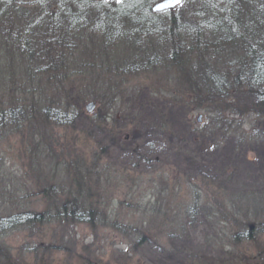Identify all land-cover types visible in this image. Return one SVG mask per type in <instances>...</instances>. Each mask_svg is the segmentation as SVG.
<instances>
[{
	"label": "trees",
	"instance_id": "obj_1",
	"mask_svg": "<svg viewBox=\"0 0 264 264\" xmlns=\"http://www.w3.org/2000/svg\"><path fill=\"white\" fill-rule=\"evenodd\" d=\"M155 1L0 0V81L14 88L17 78L26 88L10 90L5 105L0 101V138L22 135L28 163L23 178L42 205L36 210L35 202L29 206L16 198L11 210L21 212L0 218V225L28 228L38 239L27 264H48L46 255L56 245L75 251L69 233L76 226H87L95 236L108 229L123 235L129 249L140 250L184 235L198 215L220 224L226 242L242 256L264 254V189L232 192L202 176L203 186L187 183L190 202L143 203L134 199L139 189L129 179L136 168L124 166L121 199L109 183L119 178L107 148L91 141L90 133L64 142L55 131L73 129L84 101L106 98L107 113L95 115L96 126L103 127L118 75L158 72L164 65L179 78L182 96L174 97L172 108L156 110L161 120L169 118L166 109L184 105L182 118L192 134L216 139L221 132L239 144L257 139L264 124V0H183L175 9L152 13ZM194 110L205 114L198 131ZM160 181L168 184L164 177ZM49 225L55 228L45 242L42 231ZM80 259L79 264H111ZM0 264L26 263L0 243Z\"/></svg>",
	"mask_w": 264,
	"mask_h": 264
},
{
	"label": "rangeland",
	"instance_id": "obj_2",
	"mask_svg": "<svg viewBox=\"0 0 264 264\" xmlns=\"http://www.w3.org/2000/svg\"><path fill=\"white\" fill-rule=\"evenodd\" d=\"M147 70L134 74L123 72L118 75L119 80L113 84L115 99L111 105L114 106L111 112L108 111L111 116L104 122L103 127L96 126L95 115L103 116L107 113L105 105L108 99L102 98L103 103L87 100L82 103L83 112L72 130L55 128L61 137L60 140L68 142L75 135L86 137L85 134L90 133L91 141L101 142V145L107 148L108 162L118 169L116 171L120 181L115 178L109 183L114 184L115 193L121 199L126 184L123 181L124 166L136 168L134 172L129 171L131 177L128 178L134 179L133 185H137L136 190L139 189L134 199L143 203L149 198L150 203L158 205L167 202L169 205L180 204L182 201L190 202L191 194L187 183L191 181L197 186H203V180L198 179L202 176L216 179L220 185L232 192L250 188L264 189V124L258 129L257 139L251 143L239 144L229 135L222 137L221 132H216L218 134L216 139L192 134L187 122L182 118L183 112L186 114L188 108L184 105L178 107L172 105L174 109H171L169 106L175 96L177 98L182 96L176 73L164 65L157 68L158 72L151 68ZM97 78L103 81L104 76L100 73ZM16 80L18 82L14 88L25 90L26 88L22 86L23 81L15 78ZM14 88L9 86V82L0 81L1 105H5L9 99V91L14 92ZM90 101L94 102L95 106L91 112H87L85 106ZM96 105H102L101 109L98 110ZM161 106L171 107L166 109L171 110L166 115L169 116L168 119L161 120L156 113ZM192 107L194 106L191 105ZM204 117V112L193 111V123L199 125L197 131L204 127L202 125L206 122ZM25 130L27 131V127ZM22 141L20 133L0 138L2 222L6 221L4 218L10 214L21 212L11 210L15 203L11 204L16 198H20V203L28 200L29 206L35 202L36 210L42 207L38 201L39 197L32 194L33 190L30 189L32 187L23 178L26 172L24 168H28V163L22 153L24 148ZM77 145L82 144L77 142ZM163 177L168 181L167 185L160 181ZM165 186L168 187L163 190ZM26 189L30 190L31 196L27 194ZM121 213L123 215V209ZM195 219L194 224L188 227L184 235L163 237L140 250L129 249L123 235L108 229L98 231L95 236L87 226H76L69 233L72 244L76 245L75 251L69 252L56 245L51 253H45L46 260L48 264H79L80 256H84L90 262L100 260L101 263L111 264L127 262V264H264V254L257 256L253 252L242 256L238 253V248L229 245L224 235L220 233L221 225L215 220L200 215ZM54 228L53 225H49L43 229V241H49L48 235ZM31 235V231L25 227L0 225V243L4 244L12 258L26 264L32 263L30 248L38 241ZM81 245L89 246V250L79 249Z\"/></svg>",
	"mask_w": 264,
	"mask_h": 264
},
{
	"label": "water",
	"instance_id": "obj_3",
	"mask_svg": "<svg viewBox=\"0 0 264 264\" xmlns=\"http://www.w3.org/2000/svg\"><path fill=\"white\" fill-rule=\"evenodd\" d=\"M183 0H156L152 5L150 6V11L152 13H160L168 10H172L179 6ZM94 102L90 101L85 106V109L87 112H91L94 108ZM197 121H200V115L197 117Z\"/></svg>",
	"mask_w": 264,
	"mask_h": 264
}]
</instances>
